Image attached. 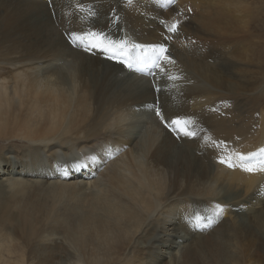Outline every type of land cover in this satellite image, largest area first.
<instances>
[{"label":"bare ground","instance_id":"6f19581e","mask_svg":"<svg viewBox=\"0 0 264 264\" xmlns=\"http://www.w3.org/2000/svg\"><path fill=\"white\" fill-rule=\"evenodd\" d=\"M232 8L226 0H0V224L27 236L35 257L264 264V173L219 162L225 146L264 147V88L254 83L252 45L234 34L241 19ZM259 13L248 15L255 25ZM85 32L118 33L133 53L134 44H164L175 63L141 74L102 49L73 48L70 35ZM257 51L264 58V47ZM156 102L170 121L191 119L196 135L169 131ZM111 145L124 153L106 157L99 174L88 158ZM216 205L224 212L211 224L191 220ZM9 239L1 264H24Z\"/></svg>","mask_w":264,"mask_h":264},{"label":"snow or ice","instance_id":"6c2138e0","mask_svg":"<svg viewBox=\"0 0 264 264\" xmlns=\"http://www.w3.org/2000/svg\"><path fill=\"white\" fill-rule=\"evenodd\" d=\"M179 21H173L170 25L166 24L167 31L169 33L178 32ZM73 43L77 46L83 47L86 51L89 48L102 49L105 53H109V58H116L118 56L123 57L120 60L121 63L125 64L129 69H134L136 71H143L144 67L150 66L154 68H160L161 63H175L168 54V49L166 45H132V49L136 50L135 53L131 52L126 44V42H115L108 40L100 32H85L82 34L73 33L72 34ZM161 71L163 69L161 68ZM178 76H169V79L175 80L179 79ZM157 115L160 116L163 121V116L157 110ZM193 121L189 118H177L171 121V124L168 126L178 129L180 132H183L186 136H195L194 131L189 130V125ZM215 144V142H213ZM223 143V142H221ZM215 146L219 147L218 144ZM94 159V158H88ZM219 162L225 164L228 168L231 169H240L241 171L248 174L264 173V147L257 149L254 152H249L247 154L240 152H229L225 146V154L219 158ZM77 167H87V164L81 163ZM224 208L220 205H216L212 211V214L203 217L201 215H196L194 220L199 226V222L207 219L209 224L217 220L222 216Z\"/></svg>","mask_w":264,"mask_h":264},{"label":"rangeland","instance_id":"374dc122","mask_svg":"<svg viewBox=\"0 0 264 264\" xmlns=\"http://www.w3.org/2000/svg\"><path fill=\"white\" fill-rule=\"evenodd\" d=\"M231 1H234L237 6V11L232 8L233 13L237 17H240L241 19L235 26L236 31L234 32V34L235 35L244 34V39L242 43H249L252 45L254 49V53L252 57L253 59L256 57L255 60H253V64L255 66L254 68H256L255 71L253 72L254 83L260 84L262 85L261 88H264V58L257 51V47L258 48L262 46L264 47V0H226V3H230ZM249 13H252V14L259 13V16L257 18L258 20L257 25H255L254 23H252L250 19H248ZM8 79H10V77ZM10 82H14V80ZM183 138L185 139V137ZM15 143L19 144V142H15ZM3 144L5 145L8 143H3ZM105 167L102 168V171L105 169ZM3 169L9 171V168H3ZM57 170L58 169H56V171ZM102 171H100V173ZM195 210L196 211L192 213L194 217L198 214L203 217H206L209 214V207L207 208L206 213H203V214H202L201 209H195ZM205 220L206 219H204L203 221ZM9 237L12 239V242H14L15 245L17 246V250H19V252H21L22 255L24 256L23 257L24 264H51V263L53 264V262L56 261L46 255L35 257V252L32 249L33 245L27 236L22 235L16 226L0 224V245L8 243V241H11ZM197 240L199 241L200 238L198 239L196 238L194 242L195 243L198 242ZM36 253H38V251H36ZM18 255L20 256L21 254L18 253L17 256ZM19 256L15 257L14 254H9L8 252H4L2 259L4 260L11 259L12 260L11 262L14 263L15 262L14 259L21 258ZM44 258H47V259H44ZM1 263L3 262L0 260V264Z\"/></svg>","mask_w":264,"mask_h":264}]
</instances>
